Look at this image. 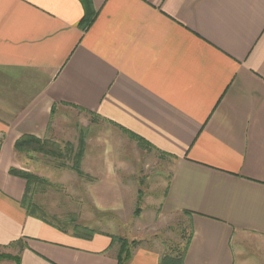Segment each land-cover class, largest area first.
<instances>
[{
  "label": "crops",
  "instance_id": "obj_1",
  "mask_svg": "<svg viewBox=\"0 0 264 264\" xmlns=\"http://www.w3.org/2000/svg\"><path fill=\"white\" fill-rule=\"evenodd\" d=\"M59 109L171 160L160 208L191 226L184 264H264V0H0V252L117 264L111 233L85 239L30 214L9 173L15 140L45 138ZM88 176L102 209L118 204L111 174ZM159 253L138 247L125 264Z\"/></svg>",
  "mask_w": 264,
  "mask_h": 264
},
{
  "label": "rangeland",
  "instance_id": "obj_2",
  "mask_svg": "<svg viewBox=\"0 0 264 264\" xmlns=\"http://www.w3.org/2000/svg\"><path fill=\"white\" fill-rule=\"evenodd\" d=\"M45 138L61 147L69 143L75 151L82 148V172L95 178L94 182L108 172L121 193L118 204L111 201L102 209L90 192V182L71 169L69 157H63L66 166L60 167L43 153L17 152L16 168L44 180L32 185L27 201L38 206L45 219L61 227H69L68 221L75 220L90 230L129 242L141 240L144 247L160 252L164 243H184V221L180 216L163 215L160 208L171 172L169 158L138 145L111 124L74 109L56 110ZM134 209L139 212L135 216ZM114 243L119 246L118 241Z\"/></svg>",
  "mask_w": 264,
  "mask_h": 264
},
{
  "label": "trees",
  "instance_id": "obj_3",
  "mask_svg": "<svg viewBox=\"0 0 264 264\" xmlns=\"http://www.w3.org/2000/svg\"><path fill=\"white\" fill-rule=\"evenodd\" d=\"M81 3L86 6L89 3V0H80ZM93 15H88L85 13V15L81 18L79 22V26L81 28H86L92 21ZM54 112V107L51 108V113ZM128 138L136 141L138 144H145V142L136 136L135 134H132L129 131H124ZM146 145V144H145ZM149 147V146H147ZM151 148V147H149ZM14 149L16 152H39L43 153L44 155L50 156L54 159V162H57V164L60 167L66 166V162L63 160V157H69L71 162V169L82 179L84 180H90V177L82 172L80 169V159L82 157V148H79L78 150H74L72 146L69 143H65L63 147H61L58 143L55 141H51L48 138H37L30 134H23L19 136L15 142H14ZM81 149V150H80ZM153 149V148H151ZM160 156H166V154L162 152H158ZM9 173L18 177H21L25 181V190L24 194L21 200V204L23 207H27L29 209V213L33 215H39L43 220L49 222L51 225L57 227L59 230L63 232L71 231V233L75 236L89 239L91 238L95 233H98V231L90 230L80 224L77 223L75 220H70L68 222L69 227H61L58 224H55L47 219L44 218L42 215V212H39V207L36 205H32L30 202H28L29 193L31 191V187L34 184L43 183L44 180L41 178H38L34 176L33 174H30L26 171H23L21 169L17 168H10ZM31 208V209H30ZM139 212L138 210H133V215H137ZM182 213L189 217L191 213L189 211H182ZM184 221V219H182ZM184 224L187 226V234H184V231H181V238L184 240V243L181 245L178 242H173L170 244L164 243V250L159 253V260L158 264H184V259L186 255V251L188 248V245L190 243V239L192 236V229L189 223H186L184 221ZM111 237L112 242L118 241L119 246L117 250V264H125L131 257V252L135 248L138 247H144L145 245L141 240H132L131 242L127 241L124 238L115 237L113 235H109ZM9 246H16L18 247L19 251L22 250L24 245L21 243L20 240L13 241L9 244ZM3 259L11 260L14 262V264H20V257L19 255H11L7 253L0 252V261Z\"/></svg>",
  "mask_w": 264,
  "mask_h": 264
}]
</instances>
